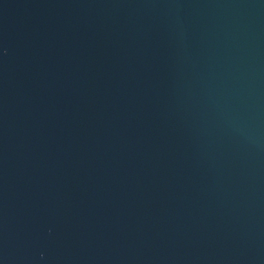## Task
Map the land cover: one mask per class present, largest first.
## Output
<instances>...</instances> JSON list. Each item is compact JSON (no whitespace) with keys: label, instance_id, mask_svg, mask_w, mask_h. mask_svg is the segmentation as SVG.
<instances>
[{"label":"water","instance_id":"water-1","mask_svg":"<svg viewBox=\"0 0 264 264\" xmlns=\"http://www.w3.org/2000/svg\"><path fill=\"white\" fill-rule=\"evenodd\" d=\"M0 264H264V0H0Z\"/></svg>","mask_w":264,"mask_h":264}]
</instances>
